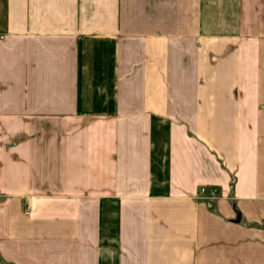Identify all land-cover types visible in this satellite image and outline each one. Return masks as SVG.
<instances>
[{"label":"crops","instance_id":"crops-1","mask_svg":"<svg viewBox=\"0 0 264 264\" xmlns=\"http://www.w3.org/2000/svg\"><path fill=\"white\" fill-rule=\"evenodd\" d=\"M0 264H264V0H0Z\"/></svg>","mask_w":264,"mask_h":264},{"label":"built area","instance_id":"built-area-1","mask_svg":"<svg viewBox=\"0 0 264 264\" xmlns=\"http://www.w3.org/2000/svg\"><path fill=\"white\" fill-rule=\"evenodd\" d=\"M207 186H205L206 188ZM204 187H201L200 189V195L203 196L204 198H207L208 200L210 201H213L214 199L217 198V194H216V189L213 188V189H208L206 188L205 189ZM29 210V209H28Z\"/></svg>","mask_w":264,"mask_h":264},{"label":"trees","instance_id":"trees-1","mask_svg":"<svg viewBox=\"0 0 264 264\" xmlns=\"http://www.w3.org/2000/svg\"><path fill=\"white\" fill-rule=\"evenodd\" d=\"M234 184V178L232 179V185Z\"/></svg>","mask_w":264,"mask_h":264},{"label":"rangeland","instance_id":"rangeland-1","mask_svg":"<svg viewBox=\"0 0 264 264\" xmlns=\"http://www.w3.org/2000/svg\"><path fill=\"white\" fill-rule=\"evenodd\" d=\"M203 187L205 188V186H203ZM206 188H207V187H206ZM206 188H205V189H206ZM208 188H209V187H208ZM208 188H207V189H208ZM209 189H210V188H209Z\"/></svg>","mask_w":264,"mask_h":264}]
</instances>
